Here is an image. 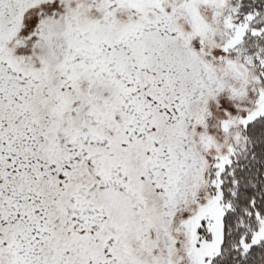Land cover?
I'll return each instance as SVG.
<instances>
[{
	"label": "snow or ice",
	"instance_id": "obj_1",
	"mask_svg": "<svg viewBox=\"0 0 264 264\" xmlns=\"http://www.w3.org/2000/svg\"><path fill=\"white\" fill-rule=\"evenodd\" d=\"M0 264H264V0H0Z\"/></svg>",
	"mask_w": 264,
	"mask_h": 264
}]
</instances>
